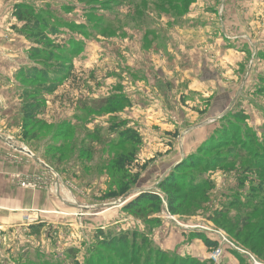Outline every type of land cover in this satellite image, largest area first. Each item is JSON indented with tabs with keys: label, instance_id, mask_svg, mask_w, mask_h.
Instances as JSON below:
<instances>
[{
	"label": "rangeland",
	"instance_id": "1",
	"mask_svg": "<svg viewBox=\"0 0 264 264\" xmlns=\"http://www.w3.org/2000/svg\"><path fill=\"white\" fill-rule=\"evenodd\" d=\"M183 4L187 10L177 17L171 7ZM20 5L45 10L44 21L63 28L54 37L46 31L47 41L85 42L77 56L66 52L76 73L52 93L20 79L43 61L31 60L29 51L56 50L41 35L26 39L14 16ZM59 20L86 26V36ZM38 87L43 95L27 99L26 91ZM37 100L33 120L26 111ZM100 105L104 111L96 113ZM85 107L95 113L82 116ZM237 113L262 142L264 0H0V164L11 161L18 170L0 182V216L7 213L0 221V264H175L181 258L216 264L210 255L220 247V264H264V206H243L249 198L263 201L264 191L252 190L250 180L240 186L239 179L248 160L264 158V142L245 162L178 171L208 181L201 193L160 189ZM136 133L140 141L129 140ZM125 138L130 142L115 145ZM234 147L238 139L206 157H226ZM125 178L128 188L119 183ZM13 188L17 197L7 199ZM145 192L159 196V209L124 210ZM168 196L176 198L175 214ZM234 219L233 228L223 226ZM42 225L40 235L30 233ZM134 233L136 243L147 242L133 263ZM123 237L130 246L116 244ZM156 251L167 256L155 261Z\"/></svg>",
	"mask_w": 264,
	"mask_h": 264
},
{
	"label": "trees",
	"instance_id": "2",
	"mask_svg": "<svg viewBox=\"0 0 264 264\" xmlns=\"http://www.w3.org/2000/svg\"><path fill=\"white\" fill-rule=\"evenodd\" d=\"M167 5L168 3H159V10H162L164 7L163 5ZM176 11L177 17L180 16L178 13L179 11H185L187 10L186 5L183 4V6H173L171 7ZM44 15H45V10H34V8L32 6H27V5H20L18 7L15 8V12H14V16L17 18L19 23L21 24V28L20 30L24 33L25 37L27 40H29L31 42V40L35 39L38 36L41 35L42 38H44V40H46V42H48V44H52L56 50H48L45 49L44 47H36L35 49L31 50V52L29 51L28 55L30 56L31 60H34L36 58H39L40 56L43 57V63L41 62V60L39 61V63H37V65L35 67L29 68L26 71H22V74L20 76V79L31 82V83H35V84H40L43 86V89L45 91V93H52V91L55 90L56 87L61 86L63 82H66V80L73 74L76 73V68L73 65V61L69 60L66 61L68 59V57H66V52L71 55V56H77L79 54L80 51L83 50V48L85 47V42L83 41H75V40H71L70 42L65 43L62 46L57 45L53 40L47 41V37L45 36V32L47 31V34L52 37L62 33V29L63 28H58L56 25H53L49 22H45L44 21ZM59 22H61L59 20ZM60 24L66 26L67 28L70 29L71 32H75L78 36H86V33L84 32V29L86 28V26L84 25H77L74 23H69V22H61ZM38 33V34H37ZM90 34H92V32H90ZM53 39V38H52ZM54 59H58V60H62L66 63L62 64V62H55ZM36 63V62H35ZM56 67V68H54ZM51 68V69H50ZM54 69V70H53ZM66 71L68 73L66 74H62L61 72H57V71ZM70 72V74H69ZM41 87H38L37 89L34 88H30L29 91H26L25 96H27V99L29 98H35L39 95H43V93H41L42 90H40ZM120 96H122V94H119ZM120 99L124 100L123 97H119ZM112 101V99L108 100L106 102V105H108L110 102ZM37 104L35 105V103L30 102L27 106V108L29 109L28 112L26 111L27 115H29L30 119L33 118V120L36 118L35 117V113L39 111V109L41 108V102L37 100L36 102ZM103 104H104V100H103ZM85 106H87V104H85ZM118 106V103H112L113 108H116ZM26 108V109H27ZM112 110V109H111ZM87 111V112H85ZM104 111V105H100L97 110L95 111L96 113H103ZM94 111H92V108H90L89 110H87V108H84V112H82V116L84 115H89V114H93L95 113ZM235 116H231L229 115V119H225L223 121V124L221 125V127L218 129L217 135L214 138V140H210L209 143H207L204 147L202 146V148L199 149L198 154L193 157L192 159H189L188 161H185L181 164L178 165L177 170H175L173 172V174L171 175V177L169 179H166L165 181L161 182L160 184V189L164 192L167 191V189L169 188H176V189H183V190H189L188 192L190 194H194V193H198V192H202L204 191L206 188L210 187L211 184L208 181H205V179H203V181L201 182L200 177L199 176L197 178V174L192 175L188 174L189 177L188 179L185 177L184 175L178 174L182 173V168H193L194 166H202L201 168H203L205 171L210 170V168H216L219 165L224 166L226 163H232V161L235 160H239V161H244V159L247 157V155L249 153H251L252 149L254 148H260L261 147V143L264 142V137H262V142L261 139L259 138V136H257V132L252 129L251 127L245 126L246 124V118L243 114H234ZM81 116V117H82ZM77 127H82V126H78ZM246 127V128H245ZM236 133V132H239ZM261 134L264 136V127L261 128ZM137 137H129V140H139L140 138L137 135ZM231 137V139L229 138V142L228 141H224L223 138H228ZM128 138H125L124 140H121V142L116 143L115 145H120V144H124L126 142H130L128 141ZM237 139H238V149L236 147H234L232 150H228L226 152V157H220L219 159L217 158H209L206 157V154H212L213 150L216 149L217 145H225V144H229L232 142H236L237 143ZM139 141H137V143H139ZM237 146V145H236ZM218 161V163L216 164V162ZM127 162H130L129 160ZM181 168V169H180ZM254 169V170H253ZM204 171V172H205ZM248 172V173H247ZM260 174L259 176L257 175V179L255 180L252 174ZM243 176V177H242ZM242 176L240 175L239 179H240V186H244L245 182H248L247 180H250L252 182V190H254L257 193L262 194L264 191V158L262 160H254V161H247V166L245 167L244 171L242 172ZM249 176H251L250 179ZM139 177L138 176H134L132 178V183H135L137 181ZM128 179V178H127ZM125 179H119V183L124 185L126 188H128L130 181ZM185 180H188L185 181ZM255 180V181H254ZM205 181V182H204ZM187 182V183H186ZM173 186V187H172ZM168 201H169V209L171 213H176V208L178 206L177 201L175 196H168ZM179 199V198H178ZM177 199V200H178ZM254 199V198H253ZM253 199H248L245 203H244V207L249 206V204H253L256 208L260 209L264 206V199L263 201H252ZM161 199L159 198V196L152 194V193H147L145 192L144 194L136 197V199L130 201V203H127V205H124V210L128 213H135V214H139V213H143L146 209L148 210H152V212H155V209L158 208L159 209V205H161ZM137 216V215H136ZM137 218V217H136ZM245 219V218H244ZM243 219V221H245ZM214 223H218V219L216 218H212L211 219ZM158 222V221H155ZM150 223V221H149ZM221 223V222H220ZM151 224V223H150ZM235 224V219L233 221H231L230 223L227 221L223 222V226H225V228L227 229H231L234 227ZM246 227V226H245ZM43 225L42 226H32L30 227V233L34 234V235H40L41 231H42ZM135 234V233H134ZM123 237L121 239H116V244L119 245V243L123 244H129V237ZM132 253H131V259L133 260V263L136 261L135 259V255L134 253H137V255H141L143 253V251L146 250V242L145 240H142L141 243H136L137 241V235H133L132 237ZM144 243V244H143ZM120 246V245H119ZM130 246V244H129ZM124 247V245H123ZM122 250V247H120ZM73 252V251H72ZM71 252V253H72ZM152 252V248L149 250V252L147 253L146 257H152L151 253ZM76 252H74L75 254ZM99 255V253L97 255H94V258H97ZM155 255L157 256V258L159 259H154L155 261L157 260H161V257H165L167 255H165L163 252H155ZM134 256V257H133ZM159 256V257H158ZM146 259V258H145ZM147 260V259H146ZM145 260V261H146ZM180 260V262H176L175 264H184L186 262H196L193 259H189V258H181L178 259ZM144 261V262H145ZM33 264H39L40 262H31ZM88 263V261H87ZM59 264H62L61 262ZM193 264V263H192Z\"/></svg>",
	"mask_w": 264,
	"mask_h": 264
},
{
	"label": "crops",
	"instance_id": "3",
	"mask_svg": "<svg viewBox=\"0 0 264 264\" xmlns=\"http://www.w3.org/2000/svg\"><path fill=\"white\" fill-rule=\"evenodd\" d=\"M179 136V134L177 135V137ZM172 144H173V142H172ZM171 145V144H170ZM170 145H168V146H170ZM1 147V146H0ZM171 148V147H170ZM8 151V150H7ZM172 155V154H171ZM16 172H18V170H17V168L16 167H14L13 165H11V161L8 163V164H0V182H1V180H5V179H7L9 176H10V174L11 175H13V174H16ZM5 184H7V182L5 183ZM8 189V188H7ZM10 189V188H9ZM8 189V190H9ZM14 189V188H13ZM13 189H11L10 191H9V193H8V197H7V199H15L16 197H17V195H18V192L17 191H15V189L13 190ZM1 196V195H0ZM4 214V215H3ZM7 215V213H1V216H0V221L1 222H4L5 221V216ZM2 226L0 225V228H1Z\"/></svg>",
	"mask_w": 264,
	"mask_h": 264
},
{
	"label": "built area",
	"instance_id": "4",
	"mask_svg": "<svg viewBox=\"0 0 264 264\" xmlns=\"http://www.w3.org/2000/svg\"><path fill=\"white\" fill-rule=\"evenodd\" d=\"M223 257H224V247L217 248L210 255V259L216 264H220Z\"/></svg>",
	"mask_w": 264,
	"mask_h": 264
}]
</instances>
